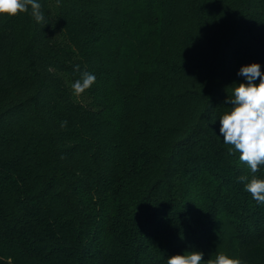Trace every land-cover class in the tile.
Returning a JSON list of instances; mask_svg holds the SVG:
<instances>
[{"label": "trees", "instance_id": "16d2710c", "mask_svg": "<svg viewBox=\"0 0 264 264\" xmlns=\"http://www.w3.org/2000/svg\"><path fill=\"white\" fill-rule=\"evenodd\" d=\"M38 2L43 24L0 17V264H264L219 132L241 67L264 73V0Z\"/></svg>", "mask_w": 264, "mask_h": 264}, {"label": "clouds", "instance_id": "9594fccd", "mask_svg": "<svg viewBox=\"0 0 264 264\" xmlns=\"http://www.w3.org/2000/svg\"><path fill=\"white\" fill-rule=\"evenodd\" d=\"M41 7L38 0H0V17L13 18L18 14H27L31 9L36 22L43 24ZM74 70L79 71V65ZM237 75L243 76L247 82L234 83L227 88L231 89V94L226 91V103L231 107L219 117V132L223 142L231 146L229 153H239L240 161L246 163L252 173L250 180L246 176L239 177V181L244 182V190L257 204H264V180L255 175L264 166V73L258 63H252L242 66ZM257 79L259 83H255ZM95 82V75L85 71L80 79L72 83V92L79 97ZM66 126L67 121L60 122L61 129ZM167 264H244V261L224 252L205 260L202 251L193 250L170 256Z\"/></svg>", "mask_w": 264, "mask_h": 264}]
</instances>
